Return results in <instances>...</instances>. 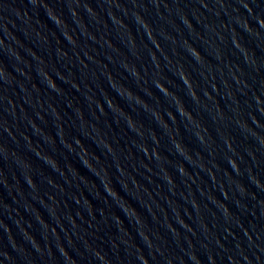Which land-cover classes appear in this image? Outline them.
Returning <instances> with one entry per match:
<instances>
[{
	"label": "water",
	"instance_id": "95a60500",
	"mask_svg": "<svg viewBox=\"0 0 264 264\" xmlns=\"http://www.w3.org/2000/svg\"><path fill=\"white\" fill-rule=\"evenodd\" d=\"M0 264H264V0H0Z\"/></svg>",
	"mask_w": 264,
	"mask_h": 264
}]
</instances>
